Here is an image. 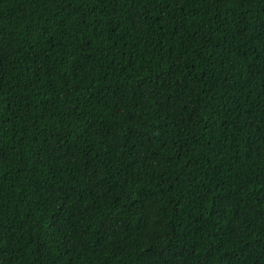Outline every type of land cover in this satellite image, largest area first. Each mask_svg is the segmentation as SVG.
I'll use <instances>...</instances> for the list:
<instances>
[{"label": "trees", "instance_id": "obj_1", "mask_svg": "<svg viewBox=\"0 0 264 264\" xmlns=\"http://www.w3.org/2000/svg\"><path fill=\"white\" fill-rule=\"evenodd\" d=\"M0 264H264V0H0Z\"/></svg>", "mask_w": 264, "mask_h": 264}]
</instances>
